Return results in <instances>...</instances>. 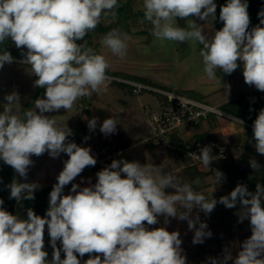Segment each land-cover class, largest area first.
I'll return each instance as SVG.
<instances>
[{"label": "clouds", "instance_id": "9594fccd", "mask_svg": "<svg viewBox=\"0 0 264 264\" xmlns=\"http://www.w3.org/2000/svg\"><path fill=\"white\" fill-rule=\"evenodd\" d=\"M119 7V0H0V45L11 40L17 49H26L20 62L36 77L34 86L45 89L43 97L22 114L19 93L4 96L0 161L27 181L32 156L47 153L58 158L63 153L68 157L49 193L44 216L31 208L26 218L14 215L2 207L4 201L0 199V264H187L180 233L165 226H149L159 224L160 217L164 225L171 222L170 218L187 221L193 232L192 243L203 244L213 233L199 213L209 215L218 203L238 209V220H248L251 235L239 245L235 256L226 248L222 256L209 257L207 264H264V184L257 183L255 191H250L246 184L238 183L217 200L195 191L192 184L157 164L123 159H114L98 171L95 184L90 178L89 186L73 183L85 168L95 166L97 159L90 147L69 140L72 129L60 126L47 113L66 112L78 99L107 90L110 64L106 56L87 42H79L102 19L116 21ZM142 10L155 39L201 46L199 56L208 80L222 83L218 70L231 75L242 65L244 82L264 92V11L258 14L260 23L249 30L247 0H227L219 12L223 27L208 35L192 18L207 25L209 18L213 22L215 0H142ZM177 18L184 19L186 26H179ZM130 39L127 33L113 28L101 44L124 59ZM13 62L9 51H0V69ZM224 85L228 95L230 85ZM232 118L243 125L240 118ZM84 119L88 129L95 131L99 118ZM119 123L111 116L99 124V131L105 136L115 134ZM252 132L256 152L264 155V108L254 120ZM198 158L211 169L213 161L222 156H214L211 146H204ZM249 163L254 172L261 171L256 159ZM214 176L217 185L225 179L218 169ZM69 184L71 189L65 195ZM6 187L9 198L19 203L34 200L41 185L14 179ZM46 228L53 249L51 260L44 250ZM85 254L89 258L82 260Z\"/></svg>", "mask_w": 264, "mask_h": 264}, {"label": "rangeland", "instance_id": "374dc122", "mask_svg": "<svg viewBox=\"0 0 264 264\" xmlns=\"http://www.w3.org/2000/svg\"><path fill=\"white\" fill-rule=\"evenodd\" d=\"M219 5V9L216 10V19L211 22L200 21L195 19L200 25H203L205 32L208 35L214 34V31L220 30L223 27V23L219 21L220 6L227 3V0H215ZM121 13L118 15L116 21L103 20L97 26V28L89 32L88 44L98 53L104 54L110 64L108 72H121V73H134L138 76H146L152 79V82L159 87L171 88L173 92L175 90H196L197 97L201 99V102H205L211 106H218L219 103L225 99H230L237 95L239 92L248 89V86L244 82L242 76L237 77L232 83L227 82L221 78V82L217 80H208L203 72L202 58L199 56V44L193 45L191 42H173V41H159L155 39L152 34V25L146 21L142 15V0H119ZM250 16V24L253 21L254 14L248 8ZM120 19V22L118 21ZM179 26H186L184 19L177 18ZM113 28H119L122 32L127 33L131 39L127 41V55L124 59L113 55L110 50L104 48L101 44V40ZM13 43V42H12ZM14 44V43H13ZM22 59H14L12 64H5L0 69V111L3 110V104L6 103L4 96L13 91L19 93L21 97V104L31 100V96L35 94L36 87L34 86V76L27 70L28 66L22 64ZM220 74H217V77ZM220 77V76H219ZM230 85V92L227 95L226 88L223 92H220V88L223 87V83ZM198 91V92H197ZM42 93L39 96L42 98ZM150 97L152 93H148ZM158 96V95H157ZM194 96L195 95H191ZM159 98V99H158ZM153 99V98H151ZM158 101L153 102L148 106L154 108L159 104L161 98L157 97ZM34 102V101H33ZM153 102V103H152ZM33 104V103H32ZM258 109L264 108V102L258 101ZM31 108V107H30ZM144 111V110H143ZM21 113V108H20ZM49 116H53L60 126L69 127L66 123L67 114L63 112V109L58 112L47 113ZM148 125L147 117L145 115ZM220 120L223 127L218 123L213 128L209 129L208 125H202L198 129L191 127L189 131H185L184 127H180L176 134L182 135V141L187 146L178 150L177 148H165L163 149L166 156V162L161 165L167 172H171L185 183L192 184L195 191L204 194L211 198L212 196L219 200L221 196L229 194L238 183L246 184L250 191H255L257 183L264 184V155H260L255 150V140L253 138V132L246 130V126L242 127L239 124H233L234 127L225 123L223 119ZM76 129V127H75ZM74 130L75 136H79L77 129ZM211 131L212 137L201 142L198 141L197 135H201L203 131ZM183 132V133H182ZM148 133L150 135V129L148 126ZM74 136V135H73ZM151 142V141H150ZM204 146H211L212 153L214 155L216 147L224 146L227 154V161L224 163H218L213 161L211 169L205 168L200 162L198 155L200 148ZM157 149H160L156 147ZM187 150V151H186ZM184 154L186 157H184ZM60 157V156H59ZM181 157L185 158L182 161ZM256 159L262 166L261 171L254 172L250 167V159ZM33 166L30 170L39 173L43 170L41 177L35 182L43 186L44 183L51 181L59 173V169H55L53 165L49 164L50 169H40L44 164H48L51 161V157L45 153L39 157L32 156ZM55 162L62 163L61 158H53ZM53 161V162H54ZM189 162V164H186ZM3 161H0V165ZM191 163L196 164V168L202 171L203 176L199 179V183L195 184L197 179H189L186 174L187 169H194L190 167ZM4 164V163H3ZM220 170L224 173L225 179L219 185L216 184L214 170ZM193 172L192 170L189 171ZM237 174L239 175L237 177ZM10 175V174H8ZM12 175V174H11ZM16 179L19 182H25L21 180L17 173H13L12 181ZM239 179V180H238ZM253 182L251 187L249 183ZM2 184L1 178V166H0V185ZM70 190L66 191L68 194ZM166 191H171L167 189ZM10 195V194H9ZM238 209H228L222 204H217L215 209L209 214L205 215L200 212V219L207 223L208 229L213 233L211 238L205 239L203 244H193V232L188 229L187 221H179L177 219L170 218L171 222L168 225H164V218L160 217V223L152 227L165 226L168 231H178L182 240L183 254L187 258V264H207L209 257L222 256L224 250L227 248L232 251L233 256L239 250V245L251 235V229L248 220L239 222L237 216ZM22 214L16 212L14 215ZM50 238L45 239V251L48 253V259L51 260L53 249L50 245ZM57 246H60L59 241ZM95 255V254H93ZM61 258H64V253L61 252ZM80 258V257H78ZM88 254L82 258V260L88 259Z\"/></svg>", "mask_w": 264, "mask_h": 264}, {"label": "crops", "instance_id": "0c3cea01", "mask_svg": "<svg viewBox=\"0 0 264 264\" xmlns=\"http://www.w3.org/2000/svg\"><path fill=\"white\" fill-rule=\"evenodd\" d=\"M217 74H220L219 76L221 78L223 77L225 81L228 80L227 82L231 83L230 85L232 86V83H234V81L237 80L236 79L237 77L240 76L243 77L242 65L241 67H238L231 75H225L222 72H219V70ZM129 75L146 78L148 81L152 82V79L146 76H138V74L134 75V73L130 74V72ZM108 76L111 75L108 74ZM115 78H117L118 80H114V81L109 80V82L107 83L106 91H102L99 94L94 93L91 97H84L78 99L75 102L72 109L66 112L65 110H63V112L67 114L66 123L69 124V128L72 129L74 135V136L73 135L70 136L69 140L74 141L80 146L90 147L92 150V154L94 156L96 155V152L99 150L101 146L112 145L120 152V159L128 160V161H138L141 164L154 163L159 166L163 165L166 162L165 160L166 156L164 155L163 149L173 148L171 145H169L168 142L169 136L167 138L166 144L164 146L158 147L160 149H157L149 140L148 125L146 122L145 113L143 111V108L151 104V101L157 102L159 99V98L157 99V97L159 95L153 92H150L153 94L151 95L152 97H150V95L148 94L149 92L133 94L131 88L122 81L137 82L136 80L134 79L125 80L118 77ZM223 84L226 83L224 82ZM224 90H225V85H223V87L220 88V92H223ZM194 92H196V90H194ZM251 92H255L256 94L255 102L258 104L257 90L255 89L254 86H251L248 89L239 92L237 95L242 93H251ZM43 95L44 92L42 93V97ZM237 95L233 96L232 98L236 97ZM40 97L41 96H38L37 98ZM230 99L229 98L225 99L223 102L219 103V105L225 103ZM33 106L34 104L32 105V107ZM154 106L156 107V104ZM111 116L116 117L120 123L117 125V131L115 134H110L108 136H105L99 131V124L102 123L106 118H109ZM84 117H88L89 119H91L92 117L99 118L98 125L95 131H90L88 129L87 121L84 119ZM224 122L229 124L230 128L231 126L234 127L233 124H237L229 120H225ZM218 123L221 125L223 122L221 123L220 120L215 119V124L217 125ZM221 126L223 127V125ZM75 127L79 132V136H75L76 134L74 133L73 130L75 129ZM189 130H193V129L185 128L184 132ZM86 136L90 138L85 141L84 137ZM180 137L182 139L181 134ZM58 158H61L62 160V163L60 165L59 163L52 160L53 159L52 158L50 163L44 164V166H42L40 169H50L49 168V164H50L53 165L55 169H59L57 171V173H59L63 169L64 166L63 162L66 159H68V157L66 154L62 153ZM192 164L195 163H191L190 165ZM107 165L109 164L98 166L93 171L77 177L75 181H73V183L80 184L81 187L89 186V178H90L91 184H95L97 179L96 173L102 170ZM30 169L28 172L27 181H25L29 183L38 180L39 177H41V174L43 173V170H41L39 173H36L35 171H32ZM51 179H52L51 181L44 183L43 186H41V188L38 189L36 192L43 190L47 187L53 186L57 182L56 176ZM21 180H23V178H21ZM70 189H71V184L65 186L64 194L66 195L67 194L66 191Z\"/></svg>", "mask_w": 264, "mask_h": 264}, {"label": "trees", "instance_id": "16d2710c", "mask_svg": "<svg viewBox=\"0 0 264 264\" xmlns=\"http://www.w3.org/2000/svg\"><path fill=\"white\" fill-rule=\"evenodd\" d=\"M218 9H219V5L217 4V10ZM121 11H122V9L119 7L117 10L118 15L121 13ZM118 15H117V17H118ZM142 15L144 17L143 13H142ZM118 21L120 22V19H118ZM88 38H89V35L87 34L85 36L84 40L80 41L79 43L87 42V45L90 47V45L88 44ZM5 49L11 53V55L14 57V59H22V52L26 51V49H17L11 40H8L3 45H0V51L5 50ZM107 73L110 74L111 76L118 77L121 79H125V80L134 79L139 83H142L145 85L147 84L148 86H151L154 88H158V89H162V90H166V91H172L171 88L156 86L154 83H152L151 81H148L146 78L132 76V75H129L126 73H121V72H111V73L107 72ZM34 79H36L35 76H34ZM40 92H45V89L36 87L35 94L31 96V100L28 102H25L24 104H21V107H20L21 108V114L25 110L32 107V105L34 104L33 101H35L37 99ZM175 92L179 93L181 95H184L186 97L195 99L197 101H201V99L196 96L198 94L195 93L194 91H191V90H185V91L175 90ZM191 95H195V97L191 96ZM255 96H256L255 92L239 94L236 97H234V98L226 101L225 103L219 105L218 109L220 111L232 116V117H238L241 120H243L244 122L253 125V122L256 119V117L260 111L257 107V103L255 102ZM215 119H217L216 116L209 115L202 123H200V125L198 127H196V128L193 127V128L198 129V128L202 127V125H208L209 129H211L214 126H216ZM223 120H225V119H223ZM237 124H239V123H237ZM239 125H241V124H239ZM241 126L244 127L243 125H241ZM244 128H246V130H249L251 132V129H247L248 127H244ZM200 134L201 135H197L199 142H201L203 140L210 139V137H212V133L210 130L209 131H203ZM168 142H169V145L177 148L178 150L179 149L181 150L182 147L187 146V144L182 141L181 137L178 136L176 134V132L169 135ZM217 148L218 147H216V149H215L214 156L216 154ZM184 157H186L185 154H184ZM182 158L183 157H181V159ZM186 158H188V157H186ZM184 160H185V158L182 159V161H184ZM215 161L218 163H220V162L224 163L227 161V159L225 161H218V160H215ZM107 164H111V163H107ZM186 164H189V162H186ZM0 166H1V178H2V184L0 185V199H2L4 201L2 207L12 214H14L16 212V209H17L18 212L20 214H22V216L25 218H26V211L29 208L33 209V211L37 215L44 216L46 213V210L48 208V201H49L48 197H49V193L52 190V186L36 192L34 194L35 195L34 200H31V201L22 200L21 202L18 203L15 199L9 198L10 190L6 187L8 184H10L12 182V175L14 173V169L11 168L10 166L6 165V164H3V163ZM191 166H193L194 169H187L186 170V173H188L186 175L188 176L189 179L193 180V179H197V178H200L203 176L202 171L196 168V164H192V165H190V167ZM191 170L193 172L190 173L189 171H191ZM8 174H10V175H8ZM238 176L239 175L237 174V177ZM249 184L251 187L253 186L252 185L253 182H251ZM48 238H50V237L48 236L47 228H46L44 240L48 239Z\"/></svg>", "mask_w": 264, "mask_h": 264}, {"label": "built area", "instance_id": "2783aa9c", "mask_svg": "<svg viewBox=\"0 0 264 264\" xmlns=\"http://www.w3.org/2000/svg\"><path fill=\"white\" fill-rule=\"evenodd\" d=\"M109 77L111 81L118 80L115 77ZM122 82L131 88L133 94L153 92L160 96L161 100L156 107L145 106L143 108L150 129L149 140L155 147L164 146L168 136L176 132L180 127H198L209 115L236 122L232 116L220 111L218 107L209 106L204 102L179 93L154 88L138 82ZM257 99L259 102H264V92L257 90ZM243 125L252 129V125L249 123L244 122ZM221 149L223 152H221ZM215 156H222L218 161H225L227 159L225 147L219 146ZM95 158L97 159L96 165L85 168L80 176L93 171L98 166L111 163L114 159L119 160L120 152L112 145H104L96 152Z\"/></svg>", "mask_w": 264, "mask_h": 264}, {"label": "water", "instance_id": "95a60500", "mask_svg": "<svg viewBox=\"0 0 264 264\" xmlns=\"http://www.w3.org/2000/svg\"><path fill=\"white\" fill-rule=\"evenodd\" d=\"M248 8L254 14L252 23L249 25V30L260 23L259 13L264 11V0H247Z\"/></svg>", "mask_w": 264, "mask_h": 264}]
</instances>
